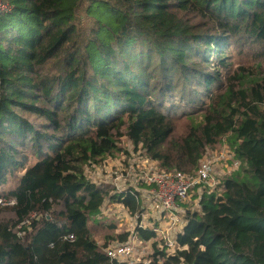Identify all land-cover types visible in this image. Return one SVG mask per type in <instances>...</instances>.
I'll return each instance as SVG.
<instances>
[{
    "label": "trees",
    "instance_id": "obj_1",
    "mask_svg": "<svg viewBox=\"0 0 264 264\" xmlns=\"http://www.w3.org/2000/svg\"><path fill=\"white\" fill-rule=\"evenodd\" d=\"M2 3L0 183L23 174L5 197L13 217L0 206V264H117L90 228L108 192L83 172L119 154L123 137L166 170L194 173L206 146L225 139L241 162L220 197L186 214V249L150 264H264V78L208 98L181 140L167 108L177 93L191 104L212 94L219 78L207 68L217 53L223 64L231 39L264 46V0Z\"/></svg>",
    "mask_w": 264,
    "mask_h": 264
},
{
    "label": "built area",
    "instance_id": "obj_2",
    "mask_svg": "<svg viewBox=\"0 0 264 264\" xmlns=\"http://www.w3.org/2000/svg\"><path fill=\"white\" fill-rule=\"evenodd\" d=\"M5 8L0 0V9ZM125 139V150H121L114 162L105 158L101 164L90 162L84 167L87 181L108 192L95 221L104 225L112 221L119 227H129L122 242L105 247L97 245L117 264H150L157 253L174 257L186 249L180 246L179 237L184 234L186 214L191 210L183 206L191 202L188 205L193 206L192 210L200 211L205 195L220 197L226 178L240 169L241 162L226 144L221 151L206 149L194 173L166 170L142 146L136 147ZM195 189L199 195L191 201L190 194ZM128 199L135 202V209L126 204ZM6 205H15V201L0 199V206ZM141 232L154 236L144 240ZM66 239L73 242L74 236Z\"/></svg>",
    "mask_w": 264,
    "mask_h": 264
},
{
    "label": "rangeland",
    "instance_id": "obj_3",
    "mask_svg": "<svg viewBox=\"0 0 264 264\" xmlns=\"http://www.w3.org/2000/svg\"><path fill=\"white\" fill-rule=\"evenodd\" d=\"M219 56H221L220 53H217L215 56H213L211 60V66L207 68L210 70V72L214 70V77L219 78V84H217V87H215L214 84L212 94L203 92L194 102L195 104H191L189 102L182 103L179 100L180 93H177V95L173 96L175 98L171 100V103L167 104L168 112L175 114V130L173 134V140H181L189 134L190 128L194 125V122L196 120H200L203 114H205L204 112L208 109V98H210L212 102L214 99L221 98L230 88L238 91L241 90L243 86H248V83L251 81H258L264 78V46L261 43L256 42L254 38L245 33H242L241 35L231 39L230 43H227L224 55L221 57L222 59L224 58L222 60L223 64H219ZM216 61H218V63H215ZM52 65V63L48 64L46 66L47 69ZM190 101H193V98ZM226 142L227 140L225 139L214 147L206 146L203 154L205 153L206 149H209L211 152H216L217 150L221 151L223 146L226 145ZM126 144L127 140L125 137L119 139V147L122 150H125ZM118 155L119 154L114 155L113 157L108 156L105 160L112 163L115 161L113 159L118 158ZM103 161L99 160L96 163L101 164ZM34 163H36V159L30 158L28 165H33ZM198 168L199 165L194 172H196ZM178 171L192 173V171ZM22 174L23 173H19L16 176L8 175L6 181L0 183L1 200H5V197H8V193L16 187L18 179ZM190 195V200L192 201L193 198L198 197L199 193L197 189H195ZM189 203L191 202L186 203L183 207L186 210H191V212H196L195 209L192 210V205H188ZM1 207L4 209V211H6L2 215L3 218L7 219L13 217V214L9 212L12 205ZM90 228L92 229L91 235L93 240L100 247L122 242V237L125 230L129 229L127 225L119 227L112 221L106 222V225L98 221H94Z\"/></svg>",
    "mask_w": 264,
    "mask_h": 264
},
{
    "label": "clouds",
    "instance_id": "obj_4",
    "mask_svg": "<svg viewBox=\"0 0 264 264\" xmlns=\"http://www.w3.org/2000/svg\"><path fill=\"white\" fill-rule=\"evenodd\" d=\"M189 212H191V211H189ZM196 212H199V211H196ZM188 213V212H187ZM186 220H187V217H186Z\"/></svg>",
    "mask_w": 264,
    "mask_h": 264
}]
</instances>
